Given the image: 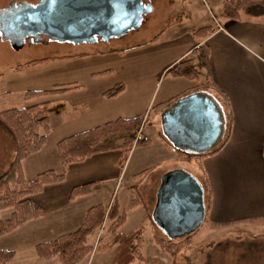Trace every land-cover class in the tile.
I'll use <instances>...</instances> for the list:
<instances>
[{
	"label": "crops",
	"instance_id": "0c3cea01",
	"mask_svg": "<svg viewBox=\"0 0 264 264\" xmlns=\"http://www.w3.org/2000/svg\"><path fill=\"white\" fill-rule=\"evenodd\" d=\"M200 1L203 15L189 24L181 23L164 40L156 33L126 50L80 49L77 47L81 44L51 41L55 55L40 64L41 69L30 68L7 77L4 90L17 94L20 106L43 102L48 106L50 130L45 142L20 162L26 180L35 179L45 170L61 173L57 142L105 122L141 117L135 133L139 139H146L134 142L122 162L124 153L119 145L126 132L102 137L98 152L69 164L61 181L45 184L29 195L42 215L16 229L27 227L29 235L41 237L38 242L50 240L44 237L55 238L78 227L90 206L102 203L108 209L115 202L123 210L135 192L142 202L126 211L119 230L130 212L137 211L149 219L161 176L172 169L194 170L197 177L203 178L209 195L205 214L211 228L222 230L231 222L245 219L264 220V14L231 19L221 5L215 18L208 14L204 0ZM206 24L214 25L215 30L203 40L195 39L191 29ZM201 43L209 50V73L200 66L197 54H191V63L199 71L196 79L176 76L168 70ZM116 83H122L123 89L115 96H105L104 91ZM27 89L57 91L23 99L22 92ZM191 93L207 97L222 121L219 143L213 145L218 149L200 158L201 167L194 161L178 159L162 131L163 114ZM169 99L167 104L151 110ZM13 156L11 134L0 133V174ZM144 169L150 170L137 181L134 174ZM152 174H156L153 198L143 192ZM121 177L125 181L117 189ZM89 183L93 186L90 193L69 197L74 186ZM119 190L124 192L123 200L121 195L117 198ZM98 196L104 200H98ZM136 229L139 227L130 231Z\"/></svg>",
	"mask_w": 264,
	"mask_h": 264
},
{
	"label": "trees",
	"instance_id": "16d2710c",
	"mask_svg": "<svg viewBox=\"0 0 264 264\" xmlns=\"http://www.w3.org/2000/svg\"><path fill=\"white\" fill-rule=\"evenodd\" d=\"M142 1L144 2V0ZM221 5L224 14L231 19H239L243 14L249 16L264 14V0H222ZM214 30V25L206 24L195 27L190 32L195 39L203 40ZM191 54L198 55L200 66L206 73H209V50L203 43L197 45L189 54L176 61L168 70L176 76L196 79L199 71L191 63ZM122 89L123 84L116 83L104 91L103 94L105 96H115ZM55 91L57 90L27 89L22 92V98L29 99ZM170 100L172 99L155 104L151 110L160 108L163 104L170 102ZM141 123V117L117 118L91 129L64 137L56 144L62 172L57 174L53 170H45L39 173L35 179L26 180L22 175L20 162L24 157L39 150L45 142V136L50 130L47 103L0 108V125L11 134L14 150V156L8 167L0 174V211L7 208L11 209L8 217L0 218V236L13 231L31 219L41 216V209L33 205L29 195L39 192L45 184L61 181L69 164L82 161L98 152L100 150L98 143L102 137L118 132H126V137L119 145L124 153L121 159L123 162L134 143L135 132ZM145 140L144 138H138L136 143H143ZM173 149L178 159L194 161L201 167L200 158L208 153L216 152L218 148L213 146L209 151L203 153H190L175 147ZM148 170L144 169L134 174V177L139 181ZM92 189L93 186L90 183L74 186L70 191L69 197L72 199L76 196L88 194ZM141 202L140 195L135 192V196L123 210H119L115 202L108 209L107 205L102 203L92 205L86 210L84 218L78 227L53 239L37 242L34 245L35 253L45 259L56 257L61 264H77L92 250L91 236L100 228L106 217L110 220L107 229L110 239H101L98 249L102 251L113 249L114 255L109 264H131L135 260H142L144 241L142 228L126 233L119 230V227L124 222L126 211ZM148 217L151 219L150 215ZM189 234L185 235L187 237L178 242V244L167 243L157 236L155 237V242L159 247L173 251V249L189 245ZM13 256V250L0 249V264H7Z\"/></svg>",
	"mask_w": 264,
	"mask_h": 264
},
{
	"label": "rangeland",
	"instance_id": "374dc122",
	"mask_svg": "<svg viewBox=\"0 0 264 264\" xmlns=\"http://www.w3.org/2000/svg\"><path fill=\"white\" fill-rule=\"evenodd\" d=\"M7 1L0 0V6H5ZM221 1L204 0L208 14L210 13L213 17L218 18L219 11L222 9ZM143 3L150 6V11L142 14L137 28L131 29L121 36L110 37L106 42L93 43L92 45L90 44L91 46L82 43V46L77 48L90 50L117 48L126 50L130 46L147 41L156 33L161 35L162 40H164L171 35L172 31L177 30L181 23L189 24L196 18L201 17L204 13L202 11H205L200 0H144ZM30 8L32 9V7ZM24 9L26 10V8ZM16 10L20 12L23 9L20 6H16ZM5 15L6 10L3 9L0 12V16ZM2 23L6 25L5 22L2 21ZM15 42L16 39L12 45H9L7 42L0 41V108L20 106V103H18L19 96L15 93L7 94L4 90L5 80L8 76L14 72L30 68L41 69L42 65L40 64L47 63L50 61L49 58L55 55L53 51L55 50L53 47L54 42H48L47 45L36 42L15 45ZM0 133L9 132L0 125ZM137 140L138 137L135 135L134 142ZM182 170L193 175L201 184L204 203L207 208L209 195L203 178L200 175L197 177V173L194 170L191 172L185 169ZM155 177L156 174H152L144 184L143 192H149L147 193L149 196L151 195L153 182L155 183ZM124 181L125 177L123 179L121 177L117 184V189L120 188ZM123 194L124 192L119 190L117 198L121 195L123 200ZM151 196L153 198V195ZM101 198L98 196V200L103 201L104 199ZM104 202L106 203V201ZM150 205L151 203H147L148 207ZM10 212V208L2 210L0 218L8 217ZM128 215L127 222L120 230L126 233L132 228H143L144 238L142 247L143 259L135 260L131 264H264V220L261 219L262 217L258 218L257 221L245 219L244 221L231 222L224 229L216 230L208 225V216L205 214L198 228L188 235L190 239L189 245L177 247L178 249H173L172 251L159 247L155 242V237L157 236L167 243L178 244L187 236L169 239L160 231L152 219L140 215L137 211L130 212ZM104 220L100 228L91 236L92 250L77 264H109L111 261L114 255L113 249L104 251L98 249L101 239H110V235L107 233L110 220L106 217ZM27 230V227L14 229L0 236V249H11L14 251V256L7 264H61L56 257L48 259L39 257L35 253L34 245L41 237L29 235ZM54 236L49 235L44 238L51 239Z\"/></svg>",
	"mask_w": 264,
	"mask_h": 264
},
{
	"label": "water",
	"instance_id": "95a60500",
	"mask_svg": "<svg viewBox=\"0 0 264 264\" xmlns=\"http://www.w3.org/2000/svg\"><path fill=\"white\" fill-rule=\"evenodd\" d=\"M149 11L142 0H44L41 9L24 16L23 24H32L56 40L81 44L92 42L95 36L104 41L121 36L137 28L142 14ZM221 122L207 97L191 93L163 114L162 131L173 147L203 153L217 142ZM204 216L199 181L182 169L163 173L151 212L160 231L169 239L181 238L195 231Z\"/></svg>",
	"mask_w": 264,
	"mask_h": 264
},
{
	"label": "flooded vegetation",
	"instance_id": "af4514ba",
	"mask_svg": "<svg viewBox=\"0 0 264 264\" xmlns=\"http://www.w3.org/2000/svg\"><path fill=\"white\" fill-rule=\"evenodd\" d=\"M43 2L44 0H8L5 6H0V12L3 9L6 10V15L0 16V41L7 42L9 45H12L15 39V45H22L25 43L30 44L31 42L47 45L48 42L53 40L64 43H72L68 41L56 40L44 31L39 32L36 30V27H32V24H23L25 21L24 16L29 12L41 9ZM16 6L22 7L23 10L18 12L16 10ZM30 7H32V9ZM24 8H26V10ZM16 17L17 20L15 22ZM2 21L5 22L6 25H4ZM100 42L106 41H104V39L99 36H95L92 42H87L86 44L92 45L93 43Z\"/></svg>",
	"mask_w": 264,
	"mask_h": 264
}]
</instances>
